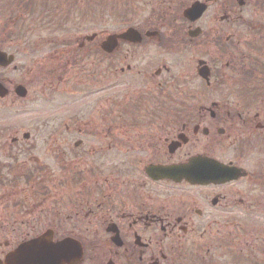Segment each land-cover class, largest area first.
Segmentation results:
<instances>
[{
  "label": "flooded vegetation",
  "instance_id": "1",
  "mask_svg": "<svg viewBox=\"0 0 264 264\" xmlns=\"http://www.w3.org/2000/svg\"><path fill=\"white\" fill-rule=\"evenodd\" d=\"M0 13L17 40L9 53L0 27L14 57L0 107L35 102L40 83L71 88L46 162L31 132L0 130V264H33L40 241L75 244L70 264H264V0H0ZM192 160L213 179L148 173Z\"/></svg>",
  "mask_w": 264,
  "mask_h": 264
},
{
  "label": "rangeland",
  "instance_id": "2",
  "mask_svg": "<svg viewBox=\"0 0 264 264\" xmlns=\"http://www.w3.org/2000/svg\"><path fill=\"white\" fill-rule=\"evenodd\" d=\"M39 16H42V14L37 15V18ZM9 22H11V17L5 14L3 17V14L0 13V27L1 26L5 27V31H4V42H5L4 44L5 45L4 46L8 48L9 53L13 54L15 52L14 47L16 46L15 43L17 42V40H15V38L12 39V36L15 30H14V26L13 25L11 26ZM103 23L104 22L101 20L102 29L103 30L104 28L107 29L108 24H103ZM85 30L87 32L85 33L86 35L93 34V27L91 25H87L85 27ZM9 36L11 37V39H8L10 38ZM25 46H28V45H23L24 49L26 48ZM195 53H196V59L206 58L207 60L210 59L211 61H214L215 58H217V50H214L213 48L210 49L202 45L199 47L197 45V49ZM25 58L27 59L26 56ZM26 59L23 60L22 62L26 61ZM172 59L174 60V62L177 60L176 57H173ZM11 74L14 75V73H11ZM85 75H91L87 73V68H85ZM84 83H86L87 85L88 83L91 84L93 82L86 81ZM174 84L178 86V83H174ZM96 85L100 86L99 91L101 92L98 95H95V94L94 95L99 97V100H101L103 104L104 98L108 97L109 95L107 86H105L106 84L103 83L102 81L97 82V84H95V87ZM136 85L135 86L132 85V90H137L141 87V84L139 85L137 83ZM64 89L65 88H61L59 91L60 93L55 95L54 93H52L53 91L49 89L48 84L40 83L37 85V87H34V89L33 88L31 89L32 92H35V96H36L35 102L34 100L31 102V104H29L28 102H25L24 104L21 105L22 107L19 108V110L11 108V107L1 106L0 107V130L3 133V136L1 137V139L11 138L15 136V132L17 130L31 132L33 134V139H34L33 143L37 145V148H38L36 153L38 156L42 157L41 159L43 161L46 162V159H44V156L47 155L46 154L47 149L50 148L49 134L54 133V132L55 134L57 133L56 131H50L51 123L58 124L59 122H65L67 119H71L70 118L71 116H69L71 112H68L67 107L65 106V104L68 103L66 100L67 99L71 100L70 99L71 97L66 95L65 93H62L64 92ZM67 89H71V88L68 87ZM67 89H65V91ZM73 89L76 90L75 87ZM81 90L82 91L85 90V92L81 94H85L86 92H91V93L95 92V89H92V87H87V89L83 88ZM104 90H105V93L103 92ZM129 90H131V88ZM164 93L165 95H164L163 101L166 104L165 106H170L168 101H170L174 97L172 95L170 98H168V96L166 95L167 90ZM94 95L87 97L84 104L89 105L90 103L96 102L94 99ZM7 104H9V99L6 101L4 105H7ZM84 104L81 107L80 105L76 106V108H73V110H78L79 112H81L82 117L85 118L86 120L89 117H95V113H94L95 110H89V108L87 107L88 105H84ZM90 106L91 108L94 107L95 109L96 105L90 104ZM30 113L32 114L29 115ZM20 114L22 116H20ZM47 139L48 141H46Z\"/></svg>",
  "mask_w": 264,
  "mask_h": 264
},
{
  "label": "water",
  "instance_id": "3",
  "mask_svg": "<svg viewBox=\"0 0 264 264\" xmlns=\"http://www.w3.org/2000/svg\"><path fill=\"white\" fill-rule=\"evenodd\" d=\"M203 12L204 8L198 3L188 11V17L197 19ZM3 60L7 61V65H10L14 58L0 52V63ZM7 95L8 91L0 85V98H4ZM214 169L216 167L209 162L192 160L190 163L172 167H154L149 169L148 173L156 180H173L176 182L186 180L192 183L206 184L213 179ZM77 249L76 245L70 242L53 246L46 241L33 242L28 248V251L32 254L28 259L33 264H70L76 257L73 253Z\"/></svg>",
  "mask_w": 264,
  "mask_h": 264
}]
</instances>
